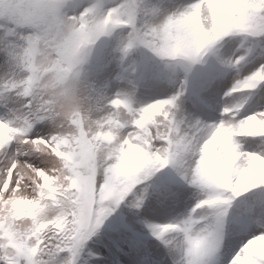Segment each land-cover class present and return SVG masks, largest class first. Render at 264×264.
I'll use <instances>...</instances> for the list:
<instances>
[{
	"label": "snow or ice",
	"instance_id": "1",
	"mask_svg": "<svg viewBox=\"0 0 264 264\" xmlns=\"http://www.w3.org/2000/svg\"><path fill=\"white\" fill-rule=\"evenodd\" d=\"M20 2L0 0V41H14L29 28L30 18L14 6ZM57 4L72 10L81 7L79 0H57ZM105 6L106 0L95 5ZM245 13H252V18ZM112 20L107 34L120 35L117 54L125 74L136 72L134 65L126 63L133 49H147L167 69L187 75L229 37L243 38L242 54L220 62L237 71L254 54L245 41L252 38L264 45V0H191L179 6L119 0ZM119 20L125 23L115 22ZM211 32L216 33L212 38ZM189 35L192 39L183 42ZM258 55L264 61V50ZM78 59L73 58V65ZM81 76L73 67L58 94L47 100L28 87L17 90L0 83L4 109L0 118V264H100V254L88 243L99 242L93 238L99 237L109 217H113L109 232L129 244L121 257L123 264H157L158 250L148 247L134 221L113 214L121 205L140 210L150 197L166 200L175 192L176 178L203 198L178 222L146 224L151 236L164 245L165 260L170 258L171 264H264V196L253 199L242 212L230 213L242 194L264 189V149L248 151L243 146L246 138H258L264 144V111L243 115L245 96L243 102L223 107L219 122L181 120L179 101L186 94L187 79L170 98L138 110L129 95L108 98L92 82L85 99L89 112L98 114V132L91 134L79 110ZM257 88H264V62L237 79L224 95ZM258 102H264V97ZM58 106L71 109L72 132L57 124L62 115ZM37 124L47 127L33 135ZM134 154L140 157L135 163L129 159ZM168 167L175 176L164 172ZM25 222L28 227L22 229ZM245 234H251L250 238L242 240ZM238 242L239 250L229 259L230 249ZM10 243L26 245L35 255L12 256Z\"/></svg>",
	"mask_w": 264,
	"mask_h": 264
},
{
	"label": "rangeland",
	"instance_id": "2",
	"mask_svg": "<svg viewBox=\"0 0 264 264\" xmlns=\"http://www.w3.org/2000/svg\"><path fill=\"white\" fill-rule=\"evenodd\" d=\"M190 2L191 0H163L160 4L179 6ZM168 10L171 11L174 8L169 7ZM116 38L118 40L120 35ZM242 40L243 38L240 36L225 39L217 45L214 53L210 54L204 63L193 66L187 75L183 70L173 72L167 69L164 62L158 60L151 52L143 48L133 49L130 52L128 57L132 55V61L129 62L127 58L126 63L134 65L136 72L135 74H125L118 54L114 51L111 52L112 59L109 63L100 65L98 63L101 55L100 51L90 66L89 79L97 86L102 87L108 98H113L118 93L129 95L133 107L137 110L153 101L170 98L179 91L181 82L187 79L186 94L179 101L178 117L181 120L191 121L198 119L207 124L219 122L223 107L235 106L243 102L245 95L248 96V99L241 109L243 115L264 111V102H258L260 97H264V88H257L244 94H233L227 97L224 95L225 92L232 88L237 79H242L250 74L259 66L260 62H264L256 54L250 55L242 63L239 71L223 65L220 61L242 54V49L240 48ZM5 60V56L0 54V76H3L7 71ZM3 115L4 109L0 107V118ZM46 127L47 125L45 124H37L33 128L32 134L34 135ZM243 146L248 151L264 149V144H261L258 138H246ZM164 172L175 176L171 167L166 168ZM174 189V194L166 200L159 201L155 197H150L140 210L128 209L124 205L118 208L117 216L123 214L126 219L134 221L137 232L143 236L148 247L154 251L158 250L157 264H171V260L170 258L164 259L166 256L164 245L151 236L146 224L178 222L189 214L198 199L203 198L196 189L183 184L178 178H176ZM245 208V206H238L236 201H234L230 213L232 211L242 212ZM113 216H115V213ZM112 219L113 217H109L105 221L103 228H109ZM250 235L245 234L241 239L247 240ZM169 238H172V234H169ZM119 243L121 248H124V252H120L118 260L110 259L105 255V250H103L100 255V264H123L121 257L126 256L129 244L127 245L125 241H119ZM239 247L240 243L238 242L234 248L230 249L229 259L232 255H235Z\"/></svg>",
	"mask_w": 264,
	"mask_h": 264
},
{
	"label": "clouds",
	"instance_id": "3",
	"mask_svg": "<svg viewBox=\"0 0 264 264\" xmlns=\"http://www.w3.org/2000/svg\"><path fill=\"white\" fill-rule=\"evenodd\" d=\"M79 3L81 7L76 10L58 5L57 0H21L14 5L24 10L31 24L14 41H0V50L7 49L4 53L7 71L0 76V83L8 87L15 86L17 90L28 87L47 100L58 94L68 74L75 67L82 73L81 82L77 85L81 98L79 110L85 116L86 130L95 134L98 132V114L89 112V104L85 99L88 84L93 82L89 79V69L104 44L119 36L114 32L112 35L107 34L112 31V17L119 0H106L103 8L95 7L97 0H79ZM244 15L248 19L252 18V13ZM74 17H80V20H74ZM115 22L125 23L123 20ZM215 34L208 33L210 38ZM120 39L113 50L115 53ZM191 39L189 35L183 42L187 43ZM75 57L79 59L73 65L72 60ZM14 99L19 102L20 98L16 96ZM58 110L62 115L57 124L63 125L64 131L72 132L73 129L68 123L71 109L58 106ZM2 133L3 128L0 126V135ZM129 159L135 163L140 157L134 154ZM27 227V222L21 225L22 229ZM8 251L12 256L23 254L28 258L35 255L34 249L19 243H10Z\"/></svg>",
	"mask_w": 264,
	"mask_h": 264
},
{
	"label": "trees",
	"instance_id": "4",
	"mask_svg": "<svg viewBox=\"0 0 264 264\" xmlns=\"http://www.w3.org/2000/svg\"><path fill=\"white\" fill-rule=\"evenodd\" d=\"M162 0H152L154 4L159 5ZM116 37L109 39L101 49V55L98 59V63L100 65H107L109 61L112 59L111 52L114 50L116 46ZM249 43L250 46L253 47L254 54H259L262 50H264V45L260 43V41H252V38L246 42ZM128 61H132V55L128 58ZM248 94V93H246ZM247 96V95H245ZM243 97V99L245 98ZM248 97V96H247ZM260 196H264V189H258L256 192L253 190L249 193L245 194V196L239 197L238 203L242 205L248 206V204L253 200ZM117 214V212H116ZM116 216V215H115ZM94 240L98 239L99 242L93 244L92 241H89L88 248H90L93 252H98L101 254L103 250H105V255L110 259L117 260L120 252H124V248H121L119 241H125L128 245L127 240L122 236H117L109 232V228L105 227L100 230L99 237H94Z\"/></svg>",
	"mask_w": 264,
	"mask_h": 264
}]
</instances>
